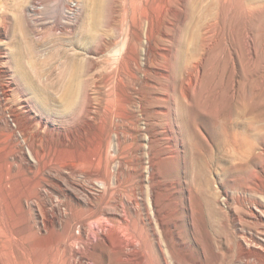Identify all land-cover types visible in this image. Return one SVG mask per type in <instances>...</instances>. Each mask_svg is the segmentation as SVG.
<instances>
[{"label":"rangeland","instance_id":"374dc122","mask_svg":"<svg viewBox=\"0 0 264 264\" xmlns=\"http://www.w3.org/2000/svg\"><path fill=\"white\" fill-rule=\"evenodd\" d=\"M117 62L127 70L136 62L132 106L114 105L109 87L98 93L84 85L67 120L28 106L32 94L24 80L52 95L51 107L62 114L73 75L85 81ZM28 123L47 150L66 134L72 153L86 155L70 158L75 170L48 175L67 194H95L98 206L102 187L89 172L108 156L115 157L114 171L122 166L123 188L136 189L138 213L129 224L140 230V237H130L140 250L131 246L128 259L108 229L114 248L99 237L74 264H155L154 232L170 264L264 263V0H0V149L16 141L27 149L19 128ZM51 155L46 161L55 159L58 167ZM39 173L36 167L24 176L38 179ZM47 187L46 197L31 190L35 197L24 201L32 224L41 221L46 202L58 198L57 186ZM13 194L7 192L0 207L10 227L21 218ZM68 202L62 208L76 211V202ZM65 224L53 229L51 222L38 234L23 223L14 229L19 244L0 231V264H65L73 242ZM241 238L257 252L244 255L236 244Z\"/></svg>","mask_w":264,"mask_h":264},{"label":"bare ground","instance_id":"6f19581e","mask_svg":"<svg viewBox=\"0 0 264 264\" xmlns=\"http://www.w3.org/2000/svg\"><path fill=\"white\" fill-rule=\"evenodd\" d=\"M147 22H150L152 24V22H153L152 18L148 17ZM142 24L143 23H141V22H139V23L137 22V26L139 27V30H140V28H142ZM139 30H138V33L136 34V37H135V39H136L135 41L137 42V45L139 44V41L141 40V34H140ZM136 32H137V30H136ZM134 35H135V33H134ZM88 37H89V41H94L95 39H97V34H95V32L92 33V31H91L89 33ZM131 46H132V49L135 48L134 44H132ZM127 48H128V46H127ZM129 51L131 52V50H128L127 55L129 54ZM131 53H133V52H131ZM132 58L134 59V57H132ZM126 59H127V57H126ZM126 59L124 60V62H126ZM135 61H136V58H135ZM127 62L131 63V61L129 62L128 59H127ZM122 63L123 62L118 63L115 66H113L108 71V73H105V72L104 73L100 72L98 74L92 73V75L89 77V79H87L85 81L80 80L78 78V76L73 75L71 77V80L69 79L70 81L68 82V85L64 88V96L66 97L67 100H66L65 105L61 109L62 114L56 113L55 108L51 107L52 98H53L52 95L45 94L42 90H40L38 88V86L36 87L33 84V82H31L29 80H24L23 83L25 84V86L29 90H31V94H32V96L29 100L30 104L28 106H30L32 109L34 107L35 108H37V107L42 108L41 111H43V113L48 117L53 118V117L61 116L63 118L66 117L65 120H67L68 116L72 115V113L75 111V107L77 105L76 92H79L80 88H82L81 87L82 85H84L86 88H89V89L91 88L95 92H98V93L101 92L102 88L109 87L110 91H112V96H113L111 102L114 105L119 104V105L124 106V107L131 105L135 101L134 94L137 93V89H138V85H139V83H138L139 79L137 76V72L135 70L136 62L132 63V66H130L129 70H127L125 68L124 64H122ZM137 69H138V67H137ZM106 92H108V91H106ZM33 110H35V109H33ZM38 124H40L41 127H44L42 122H39ZM19 129L21 131H23V133L26 136L25 142L27 143V149L25 148V146L23 144L19 143L18 141L14 142V146H11V145L5 146V147L0 149V207L5 204V194H7V192H10V193L13 192L14 193L13 195L15 198V206L14 207H15L16 212L18 213L19 217H21V218H20V221H18V220L14 221L10 227V221H9V219H6L7 218L6 213L0 209V231H2L3 233H5L7 235H10L11 236L10 238L14 242L19 244L18 242H20L21 239H19L15 235L16 232H14V229L16 227H20L21 224H23V223L25 224L26 230H29V229L36 227L35 233L40 234V233L48 230V225H50L51 222L54 225L53 226V229H54V228H56V226L58 227V225H60V222L64 223V220H65L66 224L64 225L63 229L67 231L69 241L70 240L73 241L69 245L70 250H69L68 255H70V258L68 259V261L65 260L66 261L65 264H74V263H76V260L73 257L79 253H81V254L85 253L95 243V241H97L99 239V237H104L103 238L104 244H106L108 247L109 246L113 247L114 246V244H113L114 240L111 239L112 240L111 243H107V240H109V239H106V237H105L107 235V230L109 229L114 233V237L117 238V241L119 243L118 249L122 250L125 253V256L127 258L129 257L128 259H130L131 255H129L130 253L128 251L133 250V252H134L140 248V247H136L135 246L137 244L136 241L130 238V237H133V238L134 237H140L139 236L141 234L140 230L133 228L129 224V218L132 217L134 213H138V211H137V207H138L137 204L138 203L137 202H139V201H136V195H137L136 189L133 188L132 185L128 186V184H126V187L123 188L125 186V184L123 182L121 183V178H120V171L122 170V166L119 168V170L115 169V171L111 167V165H112L111 163L113 162L112 160L115 157L114 156H111V157L108 156V158L106 157V159H104V162L101 164V166L99 168L95 167L93 171L91 170L89 172L91 179H95V181L100 183V185L102 187V189L99 191L100 195L102 196V199H101L99 205L97 206L94 203V200H95L94 198H96L95 194H86L85 199L79 198V196H77V195L67 194L66 193L67 191L65 192V190L62 188L63 187L62 183L57 182L58 180L57 181L51 180L50 177L48 176L54 171L57 172V174L58 173L61 174L66 170L67 171L75 170V163L70 160V158H72L74 155H75V159H78V161H84L87 159V158H85L86 155H84L83 152L82 153H75V152L72 153L71 147L70 148L68 147V141L69 140H67L68 136L66 134H63L61 136V142L52 151V148L47 150L43 145L40 144L41 141L43 140V136L40 135L39 133L36 135L32 132V130H33L32 124L28 123L25 126L21 125V127ZM39 129H40V127H39ZM36 130L38 131V129H36ZM117 134H119V133H117ZM4 135L9 136V134H7V132ZM47 147H49V146H47ZM117 147L119 148V145ZM51 153L53 154V156L54 155L56 156V159L59 162H61L58 167L54 166V164H53V160H55V159L50 158L46 161L47 156L49 157L51 155ZM27 155H30L31 159H33L37 163L42 162V164H43L41 166L42 169L39 168L40 164L38 167L35 162H31V159ZM120 157H121V155H120ZM18 160L26 161V163H27L26 168L22 169L21 164H19ZM122 160H124V159H122ZM100 163H101V161H100ZM121 165H123V163ZM36 167L39 170V172L41 171V173H39V175H38V179L36 177L37 180L35 179V177L34 178L28 177V175L24 176L25 173L27 174L29 172H33V173L36 172ZM27 171H29V172H27ZM128 175L130 177V174H128ZM31 176H33V175H31ZM65 177H66V175H65ZM129 181H127V182H129ZM23 183H24V185H23ZM122 184H124V185H122ZM54 185L57 186V188L59 190L57 200L56 199L54 200L51 197L50 200H48V203L46 202L44 211L42 209H40V214L42 215V219L39 223L32 224V223H30V221L28 222V219L30 220L29 217H31L30 214L32 213V211L28 210L29 207H27V204L29 202L26 203L24 201L25 200L28 201L30 199L32 201V198L35 197L32 195V192L34 190H36V197L38 195L46 197L47 194L46 195L44 194L43 189L48 188L47 186H54ZM74 186H75V184H74ZM33 188H35V189H33ZM81 188L83 190H87L84 186H81L80 189ZM31 190H32V192H31ZM29 192H31V193H29ZM119 194H121L120 198H119ZM64 200H68L69 201L68 203H71V202L74 203V201H75L76 203L74 205L76 206V211L70 210L71 212L69 213L68 209H63L62 204L64 203ZM33 201H34V199H33ZM48 204L50 205L49 207H48ZM73 207L74 206H72V209H73ZM145 207H146V205H145ZM30 208L32 209V207H30ZM211 214L215 215L216 212L212 211ZM142 216H141V220H142L141 223H143V225L141 226L142 227L141 229L146 230V229H148L147 224H146L147 222L145 223L146 217L142 218ZM146 216H147L146 220L149 221V224H150L149 226H152V228H153L152 218L150 217L148 211H147ZM261 220H263V218H261ZM77 224H78V228L76 229ZM154 236H155L154 237V247L157 251V258H156L155 264H170L169 259L166 257L167 255H165V253H166L164 251L165 249L163 248L162 243L160 242L161 239L159 240L156 232H154ZM137 242H139V241H137ZM250 242H252V241H250ZM250 242L246 239L237 240V243H236V244H238L237 247L240 248V250L243 252L244 255L250 256L253 253L257 252V250L255 248H253L254 247L253 244H251ZM261 243L262 242L256 241L255 245L260 244L259 246H261L263 244V243L262 244ZM69 246H68V248H69ZM130 247H131V249L132 248L133 249L131 250ZM33 248H35V247H33ZM230 248L231 247H229V250H230ZM132 256H134V255H132ZM145 259L146 258L144 257V260ZM262 259H263V257H262ZM53 260H55V259H53ZM131 260H132V257H131ZM40 262H42V261H40ZM48 263H50V262H48ZM33 264H41V263L35 262Z\"/></svg>","mask_w":264,"mask_h":264}]
</instances>
